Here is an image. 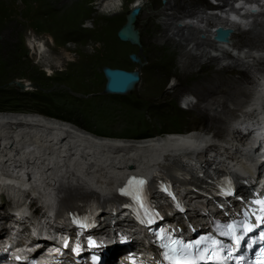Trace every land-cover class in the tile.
I'll return each mask as SVG.
<instances>
[{
  "label": "rangeland",
  "instance_id": "1",
  "mask_svg": "<svg viewBox=\"0 0 264 264\" xmlns=\"http://www.w3.org/2000/svg\"><path fill=\"white\" fill-rule=\"evenodd\" d=\"M72 1L74 0H66L69 4L65 3V0L3 1V12L0 14V19L13 20L14 28L10 35H4L0 29V111L36 112L70 122L95 135L121 136L134 140L137 138L146 139V137L154 135V137H159V135L163 138L171 137L173 135L164 136V133L173 134L174 132L176 134L185 133L183 136H187L190 132H186L191 129L204 130L202 132L195 130L196 134L193 137L187 136V142L176 144L180 147H186L185 145L188 146L204 139L202 138L204 137L203 132L207 135L210 132L213 139L225 137L228 126L226 121L238 116L240 114L238 105L248 100L246 99L248 89L245 86L247 83L242 84L245 95L237 97L235 99L237 103L228 101L225 109L216 106L217 104L212 105L209 99L206 100L207 102L198 100L192 94V81L181 79L183 77L180 72L187 70L186 66L192 63L193 67L191 68L199 70L200 65L206 63L210 57L219 59L217 67H224L227 64L234 65L238 70L249 69L250 74L256 66L253 67L237 59L228 58L230 56L227 55V52L223 53L220 49L218 51L213 49V43L209 38L207 39L206 34L211 23L219 20L215 15L205 13L204 5H210L208 0H201L195 4V7L191 9L192 13H184V16L177 14L176 18H172V11L164 9L169 0H158V7L154 4L155 0H139L141 9L131 23L137 33L138 44L123 42L117 37L118 31L127 22V16L131 11L130 4L137 0H127V3L126 0L78 2L75 5L80 3V6L75 12V18L68 16L67 19L64 18L65 21L61 20L60 18L65 17L75 7V5L69 6ZM52 2L58 10L52 9ZM107 5H111L113 9H121L124 6L127 10L125 9V12L117 18L99 19L96 17L100 13L108 15L104 8ZM257 6L264 10V7L261 8L262 5L258 4ZM68 7H72L69 8L70 12L66 11ZM159 10H164L166 16L163 14L152 20L154 24L157 22L161 29L166 31L165 35L158 33L150 26L151 15ZM195 20H198V23ZM185 24H188L190 28ZM104 25L107 26V29L103 28L101 36L94 37L86 32L94 33ZM180 26H185V29L180 30ZM245 26L243 28L247 29L244 30L236 25L228 26L227 29L234 32V36L231 37L233 50L239 52L240 49H264V16H256ZM182 33L185 38L187 36L188 40L192 39L182 41ZM198 33L200 36H207L202 40H209L207 42L209 45L199 44ZM245 33L248 34L249 40L244 38ZM30 35L45 41L49 54L53 57L60 55L62 47L69 49L67 53L70 54V58L68 61L65 59L59 61L62 67L56 68L52 77L45 75L25 46V39ZM196 37L199 40L197 39V42L193 41V43L191 40ZM167 38L173 39L182 47H177L176 50L172 47V51H167L165 45H161ZM196 43L198 45H195ZM132 54L139 58L137 63L130 60ZM224 55L228 56L227 59ZM221 56L223 58H220ZM60 57L58 58L60 59ZM161 64L164 65L162 69L159 66ZM104 68L136 72L140 81L125 95L105 94ZM158 71L167 72L166 77L163 78V72L160 77ZM233 76V78L238 77L237 74ZM22 80L31 82L33 89L29 92L25 88L23 89V86L21 87L17 83ZM185 96H192L193 104L199 105L201 108L206 107L208 111L210 110L209 114L217 115L220 118V121L215 124L220 129L219 136L215 135L219 129L205 130L207 124L196 122L197 120L193 119L194 115H188L191 112L189 110L191 105L188 102L181 104L182 107L180 106L179 100ZM235 109L236 111H234ZM129 165L131 167V164L127 163V166ZM35 199L37 200V198ZM33 204L36 205L35 202ZM42 206L44 209H50L52 203L47 205L42 202ZM141 250L148 255L146 248L141 247ZM64 260L61 257L56 262L64 263ZM137 264H142V262Z\"/></svg>",
  "mask_w": 264,
  "mask_h": 264
},
{
  "label": "bare ground",
  "instance_id": "2",
  "mask_svg": "<svg viewBox=\"0 0 264 264\" xmlns=\"http://www.w3.org/2000/svg\"><path fill=\"white\" fill-rule=\"evenodd\" d=\"M3 1L5 0H0V14L3 12L2 11ZM85 1L86 0H74L70 3L71 5L69 6L73 7V5H75L76 3L78 2L84 3ZM216 1L222 2L221 7L214 8L210 4V5H204V8L206 10L221 9L225 7L224 6L225 2L227 5H229L228 1L230 0H225V1L216 0ZM231 1H233L231 4L235 2V0H231ZM240 1L242 0H239V2ZM246 1L249 0H245V4H244L245 8H236L233 7V5H231V8L233 10H230V13H232L237 19L241 20L242 25L249 24V21L251 22L252 19L255 18L256 16L259 15L264 16V10H261L257 6L258 4H260L262 5L261 8H263L264 0H257V1L251 0L249 2ZM127 2L128 1L126 0V3ZM199 2H201V0H169L165 5L164 9L167 8V10H170V12L172 11V15H173L172 18H176L177 14L183 15L184 13H189V12L192 13L191 9H193L195 7V4ZM54 3L52 2V9L58 10L57 6ZM65 3L69 4V2H66V0ZM154 4L156 5V7H158V0H155ZM139 5H137V1H133L130 4L129 9L132 10L133 6H138L137 9L139 11L141 9ZM79 6L80 3L75 5V7L72 9L71 12L69 11V8L72 7H68L66 11L68 10L70 13L66 14L65 17H62L63 16L62 15L61 16L62 18L60 19L61 20L62 19L64 20V18L67 19L68 16L75 18V12L77 11V8H79ZM47 8H49V6L46 7V9ZM104 8L108 15L100 13L98 14V16H96L99 17V19L117 18V16L123 14V12H125L124 10L126 9L124 8V6L121 9H116V8L113 9L111 5H107ZM253 8H255L254 10H256V12H251ZM241 10H244L242 15L238 13ZM50 12L53 13L52 11ZM163 14L166 16L164 10H159L155 14L151 15L152 17L150 19L151 20L150 26H152V29L160 34H164V32L166 31H164V29L162 30L161 26L157 22L154 24L152 19H154V17L161 16ZM196 21L198 23V20H195V22ZM221 25L228 26L227 24L225 25L221 24ZM245 25L243 26L246 27ZM13 26H14L13 20L0 19V29H2V33H4V35H10L12 32V28H14ZM185 26L190 28L188 24H185ZM185 26L183 27L180 26V30L183 31L185 29ZM131 27L133 28L132 24ZM103 28L107 29V26L104 25L101 28L99 27V30H97L94 33H91L90 31H86V32L89 33L90 35H94V37H98L99 35L101 36L100 33L103 30ZM207 32L208 33L206 35L209 36L211 32L209 30ZM197 35L198 38H200V42H201V43L199 42V44H203L207 46L208 44L207 42H209L210 40L213 43V49H215V51L221 49V47L216 46L214 40L212 39L202 40L204 38H201L199 33ZM181 38L182 41H190V39H192L190 38L188 40L187 36L186 38L183 36V33L181 35ZM198 38L196 37L194 38V40L191 41L197 42ZM208 38L209 37H207V39ZM241 38H243V36H241ZM244 38L246 39L249 38L247 33L244 34ZM123 42H129V41H123ZM154 42L153 44H156ZM137 44H138V40H137ZM161 45L162 46L165 45V47L168 49L167 51H172V47L173 49L175 48V50L177 47H182L179 43H175L171 38H167L164 44ZM195 45H198V43H196ZM25 46L30 52L33 60H35L37 65H40L39 67L42 68L43 72H45V75L47 77H52L55 73L54 70L58 67L59 69L62 67L60 66L61 64L59 62L61 59H65V61H68V59L70 58V54L67 53L69 49L65 47L61 48L60 55L55 57L51 56L49 54V49L46 46L45 41L41 39H37V37H34L32 35L28 36V38L25 39ZM159 48L161 47L159 46ZM227 55L230 56L229 54ZM59 56H61L60 59L58 58ZM224 56L226 58L228 57L226 55ZM218 60L219 59L217 57H210L206 63L200 65L199 70H194V68H191L193 67V63L191 65H187L186 66L187 70H183L182 72H180V75L183 77L181 79L192 81L193 91L192 90L191 91L193 92L192 94L195 95L198 100L206 101L209 99V101L212 102V105L217 104L216 106H219L221 108L226 109L228 101L234 102L235 99H237V97L241 95H245V91L243 89L244 86L242 87V84L244 82L247 83L245 86L248 89L247 92L248 96L246 99H249L250 92L248 86H251V84L253 83L249 69L247 70L246 68L243 70H238L234 65H228V64L227 66L225 65L224 67H217ZM159 66H161L160 69H162L164 65L161 64ZM255 66H257L258 69L264 68V60L260 62L257 61V64ZM162 72H163V78L166 77L165 74L167 72L164 71H158V75L161 77ZM235 74H237L238 77L233 78L234 77L233 75ZM17 83L21 87L23 86L22 88L23 89L25 88L27 92L33 89L32 88L33 85L31 84V82H28L27 80H22ZM173 88H175L174 85ZM104 93L112 94V95H125L128 92L124 94H114L104 90ZM192 98H193L192 96L191 97L185 96L183 98L184 100L182 104H186L187 102L188 103L190 102L189 104L191 105L189 109L191 112L188 113V115L189 116L194 115L193 119L197 120L196 122L207 124L205 126L206 128H204L205 130H211L213 128L219 129V127H217L215 124L220 121V118L217 115L209 114L210 110L208 111L206 107L201 108L199 105L193 104L191 102ZM234 103H237V101H235ZM246 104L247 101H243L238 105L239 106L238 108H240L239 112L241 111L242 108L245 107ZM234 111H236V109ZM228 121L230 122V120ZM195 130L199 132L204 131L201 129L200 130L191 129L186 133ZM164 134L172 135V133H164ZM173 134L176 135V132H174ZM177 134L179 135L178 136L173 135L171 137H164V138L160 135L159 137L158 136L154 137L155 136L154 135L151 137H146V139L137 138L136 140L131 138H124L121 136H116V137L99 136L89 131H86L70 122L51 118L49 116L39 114L36 112L34 113V112L0 111V182H2L0 184V192H8L10 196L14 195L16 198H18V200L16 201V205H18L19 199L25 201V198H28L30 193H33L35 195V198H37L38 201L36 200L35 203L39 202L41 206H42V202L49 205L52 203L55 197L63 194L65 196L66 195L70 196L73 199L75 197H87L88 194L86 193L91 189V187L100 190L103 194H110L116 197L117 195L119 196V194L122 192L121 188L120 189L117 188V184L120 181H123L125 179H130L131 177L136 175H142L146 178H149L152 175L151 169L148 166L149 160L153 157V154H156L153 159L154 160L157 159L159 155L158 154L159 148L168 149V150L172 149L173 147L184 148L176 144H180V143L183 144L187 142L186 138L188 135H190L191 137L194 136V134L192 136L191 133H188L187 136H183V134L185 133H181V132ZM219 134H220V129L215 133V135L219 136ZM203 135H207V134L203 132ZM144 143H146L147 145ZM168 161H170V159H168ZM180 162L173 161V163L175 164ZM127 163L131 164V167L130 165L127 166ZM160 169L164 171L163 170L164 167H161ZM128 173H130L131 175H129ZM27 174H29L30 176L31 179L30 181L24 180ZM27 188H29L30 191L27 190H25L24 192L22 191L23 189H27ZM68 191L70 192L68 194H65V192ZM141 247L150 249V247L146 244L142 246L139 245L138 247L135 248L126 249L124 253H121L122 255L117 256L116 254H113L112 258H114V262L116 263H117V259L119 258H122V260L125 262V259L123 258L124 255V257H127L132 261H134V263H130V264H137L139 262H142V260H139L138 258L145 255V253H143V251L141 250ZM116 251H118V249H116ZM153 263L156 264L155 261H153ZM60 264H65V260L64 263H60Z\"/></svg>",
  "mask_w": 264,
  "mask_h": 264
},
{
  "label": "snow or ice",
  "instance_id": "3",
  "mask_svg": "<svg viewBox=\"0 0 264 264\" xmlns=\"http://www.w3.org/2000/svg\"><path fill=\"white\" fill-rule=\"evenodd\" d=\"M139 4V0H137V5ZM239 7V5H237ZM233 20L237 18L235 16L232 17ZM135 183L138 188L137 191L143 188L145 181L143 179H137L135 177L130 178L128 181V185H132ZM123 191V190H122ZM167 191V190H165ZM128 194V193H125ZM171 195V193H168ZM230 194V193H227ZM138 203H140L139 196L134 197ZM140 207H143V204L140 203ZM141 223H152V220L149 219L147 221L142 220ZM260 223H264V218L260 220ZM83 227V225H81ZM237 228L241 229L244 233H249L253 230V227L247 225L246 223H242L239 225L236 224H228L225 226L224 231H221L220 235L227 236L232 240V247L227 249V255L223 257L224 260H231L234 257L235 252L239 250L241 241L244 239L242 235L237 234ZM157 239L161 241V248L165 249L164 258L172 262V264H196L197 260L200 261H216V264H219V261L216 260L215 253L218 248H223V244L219 241L212 240L211 237H201L195 241H187L185 242L182 239H173L170 236L163 237L159 234L157 235ZM165 239L169 240V243H164ZM260 241H264V233L260 235ZM211 242V247L203 246L205 245V241ZM67 246V244L65 245ZM248 247L251 248V244H248ZM179 257V259H176ZM19 259V258H17ZM235 259L239 262H243L246 260L244 256H236ZM248 264H264V245L259 247L253 253V259L248 261Z\"/></svg>",
  "mask_w": 264,
  "mask_h": 264
},
{
  "label": "water",
  "instance_id": "4",
  "mask_svg": "<svg viewBox=\"0 0 264 264\" xmlns=\"http://www.w3.org/2000/svg\"><path fill=\"white\" fill-rule=\"evenodd\" d=\"M138 9L133 8L127 16L126 24L118 31L117 37L121 41H129L132 44H137L138 36L136 31L131 27ZM217 41H222L228 37L229 31L218 29ZM130 60L138 62L135 55H130ZM103 74L106 78L105 90L114 94H124L133 89V86L139 81V76L136 72H127L120 69L104 68Z\"/></svg>",
  "mask_w": 264,
  "mask_h": 264
}]
</instances>
